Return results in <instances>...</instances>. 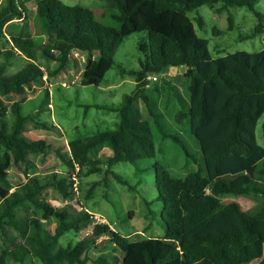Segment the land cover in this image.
<instances>
[{
	"label": "trees",
	"instance_id": "1",
	"mask_svg": "<svg viewBox=\"0 0 264 264\" xmlns=\"http://www.w3.org/2000/svg\"><path fill=\"white\" fill-rule=\"evenodd\" d=\"M26 2H0V39L9 44L0 50V237L5 246L0 264L9 259L19 264H109V252L92 253L102 236L113 243L114 254L123 251L121 264H244L253 260L264 264V145L257 137L264 116V47L213 57L209 39L197 33L189 15L203 4L220 2L223 9L246 6L258 19L250 36L264 34V12L256 8L259 0H103L100 15L82 4L37 0L32 24L35 33L47 35L42 44L27 24H14L29 16ZM98 16L109 17L115 25ZM195 20L204 26L203 15L197 14ZM140 31L148 33L149 41L139 46L144 52L139 68L123 69L135 77V88L117 106L96 105L117 113L115 126L68 141L71 156L66 163L72 172L34 171L31 155L44 159L51 143L26 135L27 123L35 119L23 111L27 88L43 82L44 75L63 70L74 50L88 53L81 84L100 85L116 63L114 56L122 40ZM18 51L26 61L9 73L11 58ZM41 58L54 59L58 65L46 72ZM173 66L189 81L187 98L175 91L187 108L178 109L174 120L188 121L201 156L197 168L183 177L154 163L163 201L164 236L131 240L104 221L93 222L91 231L82 236L95 214L84 207L54 205L45 196L46 190H56L67 201L78 189L76 183L94 173L103 174L104 181L113 174L129 184L113 166L155 157L154 128L163 139L172 138L185 148L179 134L167 129L157 102L163 87L173 88L171 82L152 85L149 78ZM12 94L22 97L6 102L4 97ZM138 98L145 102L151 118L142 116ZM43 125L48 127L46 122ZM262 127L264 132V119ZM106 144L111 153L101 155ZM13 167L26 180L14 183ZM98 183H91L87 196ZM221 193L243 195L256 203L243 209L236 200H222Z\"/></svg>",
	"mask_w": 264,
	"mask_h": 264
},
{
	"label": "rangeland",
	"instance_id": "2",
	"mask_svg": "<svg viewBox=\"0 0 264 264\" xmlns=\"http://www.w3.org/2000/svg\"><path fill=\"white\" fill-rule=\"evenodd\" d=\"M68 4H82L93 8L98 15L101 12L103 0H63ZM37 0H27L26 5L29 16L23 20H15V26L27 24V28L34 33L35 40L42 44L47 41V35L35 33L32 24ZM221 3L213 5L203 4L189 12L194 21L197 33L209 39V49L213 57L224 55L237 50L259 51L264 47V34L258 33L250 36L258 22L254 11L246 6L221 8ZM256 8L264 12V0H259ZM204 16L205 24L199 27L195 16ZM102 21L113 25L109 17L98 16ZM233 23L230 26V18ZM146 31L134 32L126 36L120 43L116 53V63L110 68L100 85H83L81 77L88 53L74 50L68 64L55 75L43 77V82L34 83L27 88V99L23 103L24 113L33 115L26 125V135L30 138H45L51 143L48 154L41 159V155H31V161L35 164L34 171L40 173L60 171L72 172L66 161L71 152L69 140L79 134H90L98 129L112 128L117 120V113L107 107H97V104L117 106L121 103L123 95L133 91L136 85L135 77L123 69H138L139 58L144 56L140 50L142 42H148ZM9 47L4 39H0V50ZM15 53L7 71L13 72L19 69L26 61L24 55ZM95 54V53H94ZM40 64L46 72L54 70L58 63L56 60L40 59ZM167 69L161 74H156L157 79L150 78L151 84L155 81L164 84V80L171 82L175 90L163 87L157 97L159 108L163 111L164 123L169 132L179 134L185 148L172 138L163 139L158 130L154 128L156 156L140 158L137 163L126 161L118 162L113 169L128 180L129 184L121 183L113 174L108 175L104 181L103 174L94 173L78 181L75 193L63 201L54 189H47L45 196L54 205H68L70 208L82 207L95 214L88 228L82 230L81 235L91 231L97 221L109 222L113 229L128 235L131 240H138L150 236L162 237L165 234V222L162 219L163 201L159 197L156 185L155 162H160L167 167L173 176L183 177L197 168L201 151L197 138L191 133L189 123H176L174 113L178 109H186V104H181L177 92L188 97V79L179 70ZM175 86V87H174ZM182 96V97H183ZM22 95L12 94L4 97L6 102L20 99ZM137 106L144 118H151L147 106L142 98H138ZM261 118L257 126V137L260 144L264 145V132ZM47 123L48 127L43 123ZM188 152V153H187ZM111 153L109 144H106L101 155ZM144 170H140V169ZM12 181L14 183L26 180L24 173L12 168ZM74 174V173H73ZM91 195L87 192L93 181H99ZM134 186L130 189L129 186ZM224 201L236 200L243 209H248L256 203V199L243 195H227L221 193ZM148 202L150 204L148 205ZM94 222V223H93ZM53 228V224L50 225ZM10 232H15L12 226L7 225ZM65 239H63L64 241ZM113 243L106 236L99 239L98 247L92 249L93 254L100 251L109 252L111 259L109 264H121L123 251L117 250L114 254ZM5 248L0 237V253ZM253 260L244 264H255ZM7 264H19L9 259Z\"/></svg>",
	"mask_w": 264,
	"mask_h": 264
},
{
	"label": "water",
	"instance_id": "3",
	"mask_svg": "<svg viewBox=\"0 0 264 264\" xmlns=\"http://www.w3.org/2000/svg\"><path fill=\"white\" fill-rule=\"evenodd\" d=\"M172 68H173V70H178V69H179V67H178V66H173ZM185 69H186V67H185V66H183V67H182V70H185Z\"/></svg>",
	"mask_w": 264,
	"mask_h": 264
},
{
	"label": "built area",
	"instance_id": "4",
	"mask_svg": "<svg viewBox=\"0 0 264 264\" xmlns=\"http://www.w3.org/2000/svg\"><path fill=\"white\" fill-rule=\"evenodd\" d=\"M0 2H1V0H0ZM153 78H154V79H157V76H153Z\"/></svg>",
	"mask_w": 264,
	"mask_h": 264
},
{
	"label": "crops",
	"instance_id": "5",
	"mask_svg": "<svg viewBox=\"0 0 264 264\" xmlns=\"http://www.w3.org/2000/svg\"><path fill=\"white\" fill-rule=\"evenodd\" d=\"M173 70V69H172Z\"/></svg>",
	"mask_w": 264,
	"mask_h": 264
}]
</instances>
